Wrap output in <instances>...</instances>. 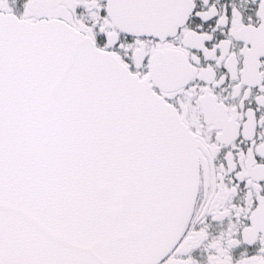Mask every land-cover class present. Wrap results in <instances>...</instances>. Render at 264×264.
Masks as SVG:
<instances>
[{"label":"snow or ice","instance_id":"1","mask_svg":"<svg viewBox=\"0 0 264 264\" xmlns=\"http://www.w3.org/2000/svg\"><path fill=\"white\" fill-rule=\"evenodd\" d=\"M0 264H264V0H0Z\"/></svg>","mask_w":264,"mask_h":264}]
</instances>
